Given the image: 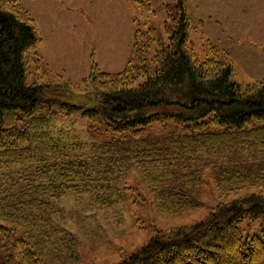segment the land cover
Wrapping results in <instances>:
<instances>
[{
    "label": "trees",
    "instance_id": "16d2710c",
    "mask_svg": "<svg viewBox=\"0 0 264 264\" xmlns=\"http://www.w3.org/2000/svg\"><path fill=\"white\" fill-rule=\"evenodd\" d=\"M175 2L173 14L166 8L168 37L157 40L153 74L144 57L153 28H136V71L131 58L107 72L91 56L88 75L72 82L42 69L33 19L18 0H0V264L75 261V237L49 198L87 193L94 209L120 203L131 187L115 182L133 167L164 214L200 207L206 175L221 193L206 217L155 228L115 264H264V225L246 237L239 227L245 216L264 217V187L255 189L264 185V77L241 84L227 54L200 59L186 0ZM138 76L145 79L134 85ZM163 120L183 134L147 133ZM215 152H225L218 163L230 153L232 163L234 153L244 157L223 168L203 161ZM243 187L255 191L225 199Z\"/></svg>",
    "mask_w": 264,
    "mask_h": 264
},
{
    "label": "rangeland",
    "instance_id": "374dc122",
    "mask_svg": "<svg viewBox=\"0 0 264 264\" xmlns=\"http://www.w3.org/2000/svg\"><path fill=\"white\" fill-rule=\"evenodd\" d=\"M22 9L33 19L41 42L34 50L40 55L42 69L50 75H60L72 82L86 77L91 56L102 71L118 72L131 63L136 71L138 58L133 52L136 28L152 27L150 37H144L147 47L144 57L153 74L158 61L153 60L157 40H166L164 24L168 20L167 6L175 12V0H18ZM190 20L189 42L200 59L216 52L225 54L232 62V79L247 84L264 77V0H186ZM137 23V25H136ZM42 70V71H43ZM47 78L30 76L29 82ZM145 77L138 76L134 85ZM184 129L171 120L148 126L151 136H180ZM85 138L86 134L81 133ZM225 152L207 153L203 161L214 160L217 165L233 167L241 153L221 160ZM223 157H225L223 155ZM202 161V160H201ZM216 165V166H217ZM222 167V166H221ZM223 168V167H222ZM228 168V167H227ZM205 184L196 194L201 206L164 214L157 210L149 187L137 168H131L118 183L130 186L122 202L92 208L90 195L66 194L49 198L60 206L57 221L71 230L76 240L77 259L66 264H115L140 248L155 233V228L187 225L203 219L219 201V189L213 179L205 176ZM264 187L257 186L255 189ZM243 187L225 199L255 191ZM8 226H13L7 223ZM264 217L245 216L239 227L243 236L258 233ZM23 230L17 227V234ZM38 264H58L43 257Z\"/></svg>",
    "mask_w": 264,
    "mask_h": 264
}]
</instances>
